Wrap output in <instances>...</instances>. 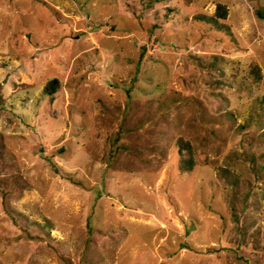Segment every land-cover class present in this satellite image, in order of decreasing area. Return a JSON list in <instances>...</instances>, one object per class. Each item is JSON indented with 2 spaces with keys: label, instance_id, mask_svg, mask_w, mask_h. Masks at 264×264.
<instances>
[{
  "label": "rangeland",
  "instance_id": "1",
  "mask_svg": "<svg viewBox=\"0 0 264 264\" xmlns=\"http://www.w3.org/2000/svg\"><path fill=\"white\" fill-rule=\"evenodd\" d=\"M0 264H264V0H0Z\"/></svg>",
  "mask_w": 264,
  "mask_h": 264
},
{
  "label": "trees",
  "instance_id": "2",
  "mask_svg": "<svg viewBox=\"0 0 264 264\" xmlns=\"http://www.w3.org/2000/svg\"><path fill=\"white\" fill-rule=\"evenodd\" d=\"M183 1L185 4H189L192 0H183ZM226 13H227V9H226L225 4L217 3L215 5V9L213 13L209 15H203V14L197 15V18L201 21L211 24L212 26L214 25L215 27L219 29H227L226 25H224L221 22V20H225ZM248 72L252 76L254 81L260 80L261 70H260L259 65L255 61H252L249 64ZM57 83L58 81L55 78L48 80L44 86L45 92L47 94H52L57 87ZM176 148H177V156H178V159H177L178 169L181 172L191 171L196 164L195 159L193 157L192 146L189 144L188 141H184L181 138H179L177 140ZM46 223H47V226L50 224L48 220H46ZM32 224H34V222ZM39 231H40V234L43 236L49 235L47 229L44 228V226L40 225Z\"/></svg>",
  "mask_w": 264,
  "mask_h": 264
}]
</instances>
